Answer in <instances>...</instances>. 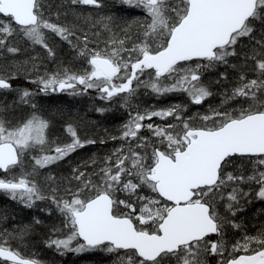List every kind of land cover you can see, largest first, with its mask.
<instances>
[{"label":"snow or ice","instance_id":"obj_1","mask_svg":"<svg viewBox=\"0 0 264 264\" xmlns=\"http://www.w3.org/2000/svg\"><path fill=\"white\" fill-rule=\"evenodd\" d=\"M117 3L142 15L120 26L113 16L80 10L102 9L104 0H0V58L39 46L56 61L49 41L58 37L82 61L79 68L57 61L55 71L37 74L30 82L38 92L11 83L27 61L7 74L0 68V93H17L11 103L0 100V193L25 208L54 206L61 226L44 243L61 256L98 250L113 255V264H264V224L249 235L237 220L247 205L264 202V0ZM81 20L98 30L78 29ZM37 59L31 57L38 72ZM218 66L225 71L216 84L229 81V68L235 77L205 113L188 115L180 103L143 110L132 104L142 87L157 98L184 94L202 105L216 95L204 73ZM89 90L127 111L119 137H111L122 143L98 167L95 157L85 162L92 172L73 168L61 194L41 170L96 140L82 138L73 123L64 126L67 141L52 139V122L34 97ZM24 106L28 113L19 115ZM32 227L0 231V264H41L10 244ZM229 231L240 237L230 240Z\"/></svg>","mask_w":264,"mask_h":264},{"label":"trees","instance_id":"obj_2","mask_svg":"<svg viewBox=\"0 0 264 264\" xmlns=\"http://www.w3.org/2000/svg\"><path fill=\"white\" fill-rule=\"evenodd\" d=\"M104 2L106 6L102 9L82 7L80 10H82L85 15L92 13L94 16L97 14L99 16H113L116 18L115 23L120 26H123L128 20L142 15L139 10L122 6L117 3V0H104ZM68 20L72 21L73 17L69 16ZM77 28L88 31L90 35L91 32L98 30L97 28H91L90 25H86L82 20L77 22ZM80 34V31H77V35ZM49 42L56 48V61L47 58L45 51L39 46L35 48L29 46L27 51H22L15 56L5 54L0 58V68L5 70V74H7V72L17 71V68L23 62H28L20 69L16 79L11 81L14 89L26 88L33 92H38V86L31 83L30 80L35 79L37 74L43 75L46 71H55L57 61H62L65 66L71 64L73 68L81 67L82 61L73 59L74 53L66 42L60 40L58 37H53ZM100 46L103 47V44L101 43ZM31 57H38L35 61L38 65V72L32 71L33 62ZM232 62L237 63L239 61L232 58ZM222 71H225L224 66H218L216 69L208 70L204 73L203 79L205 83L211 82L212 91L214 93L217 91V93L202 105H191L187 96L184 94H170L157 98L150 90L142 87L138 89L136 97L132 100V104L139 106V108L143 110L153 107L157 109L164 108L175 103H180L188 105V115L197 112L205 113L209 105L217 106L220 104L222 97L218 92H220V90L223 92L232 86L231 81L234 79L235 73L230 68L227 69L229 81H222L220 84L215 83L218 79V74ZM147 78L146 76L142 77V79ZM16 97L17 93L14 91L0 93V100H5L8 103H11ZM34 99L40 106L43 115L52 122V139L59 138V142L61 143L67 141L69 137L64 132V126L66 123H73L78 127L79 134L82 138L96 140L95 144L87 145L77 150L75 153H72L65 160L47 169L41 170L44 175L51 174L55 178L56 184L52 186H58L61 194H63L64 188L68 186L71 179L73 168L81 167V170L90 173L93 171V168L91 166L85 167V162H89L92 157H95L98 162V167L106 155H110L114 149L120 147L122 141L119 139L113 140L111 137H119L121 125L128 120V113L124 108L120 107L119 103L110 104L100 100L95 90H89L87 94L78 96L68 95L67 93H52L49 95L38 94ZM100 107L109 108L110 110L101 114L96 111V108ZM28 111L29 108L24 106L22 109H18V114L26 115ZM156 119L159 123H162L158 118ZM143 134L145 136L149 135L147 131H144ZM101 140H103L104 143H101ZM40 181L43 183V175L40 177ZM71 185L75 187V181H71ZM46 208L52 209L50 215L48 212L42 211V209ZM34 218L40 219L42 223L34 225ZM60 220L61 217L59 213L48 201H38L33 208H25L22 204L0 193V231L6 229L8 232H14L23 228L25 225L33 226L32 230L23 240H10L11 246L19 250L25 257L38 259L41 261V264H113L108 258L99 257L98 254L95 253L92 255V251L81 254L70 252L61 256L53 248L47 247L44 241L47 240L50 235H53L51 229L54 226H61ZM237 220L243 223L249 235H255L260 225L264 224V202L254 201L247 205L245 211L238 214ZM228 237L230 240H235L240 237V233L229 231ZM211 264H216V260L213 259Z\"/></svg>","mask_w":264,"mask_h":264},{"label":"rangeland","instance_id":"obj_3","mask_svg":"<svg viewBox=\"0 0 264 264\" xmlns=\"http://www.w3.org/2000/svg\"><path fill=\"white\" fill-rule=\"evenodd\" d=\"M147 77V76H146ZM221 89V88H220ZM222 92V90H220V92H218V93H221ZM216 93H217V91H216ZM154 122L155 123H157V124H159V122H158V120L156 119V118H154ZM84 253V252H83ZM90 253V252H89ZM94 253L95 254H98V256L99 257H102V258H108V260H110V261H112V262H114V260H115V257L113 256V255H110V254H106V253H104V252H101V251H92L91 252V254L92 255H94ZM79 254H81V253H79Z\"/></svg>","mask_w":264,"mask_h":264}]
</instances>
